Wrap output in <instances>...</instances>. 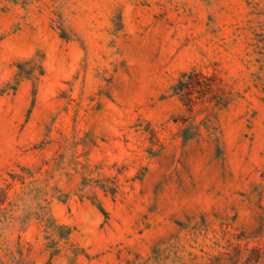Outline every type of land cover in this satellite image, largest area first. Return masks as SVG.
Returning a JSON list of instances; mask_svg holds the SVG:
<instances>
[{
  "label": "rangeland",
  "instance_id": "374dc122",
  "mask_svg": "<svg viewBox=\"0 0 264 264\" xmlns=\"http://www.w3.org/2000/svg\"><path fill=\"white\" fill-rule=\"evenodd\" d=\"M8 186L0 256L264 264V0H0Z\"/></svg>",
  "mask_w": 264,
  "mask_h": 264
},
{
  "label": "trees",
  "instance_id": "16d2710c",
  "mask_svg": "<svg viewBox=\"0 0 264 264\" xmlns=\"http://www.w3.org/2000/svg\"><path fill=\"white\" fill-rule=\"evenodd\" d=\"M12 179H15V176L11 174ZM141 179V178H138ZM87 187H94L101 189L106 195H112L116 196L119 193V186L116 182L111 181L110 179H107L105 182H96V184H90V179L84 178L80 191H84ZM8 189L2 188L0 189V193L2 195L1 203L4 204L8 197ZM81 199L87 198L92 201L94 205L97 206V208L103 213V215L108 218V213L105 210L104 206L100 201L96 199V197H87L85 194L80 195ZM70 235V230H67L66 234L61 237L68 238ZM155 251H157L155 249ZM58 252V250H57ZM59 253V252H58ZM28 254H25L24 247L21 245V242H18L15 248L13 249H7L4 251V254L0 256V264H31L30 261H28Z\"/></svg>",
  "mask_w": 264,
  "mask_h": 264
}]
</instances>
